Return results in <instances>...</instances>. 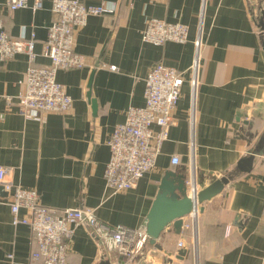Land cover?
<instances>
[{
	"label": "crops",
	"instance_id": "0c3cea01",
	"mask_svg": "<svg viewBox=\"0 0 264 264\" xmlns=\"http://www.w3.org/2000/svg\"><path fill=\"white\" fill-rule=\"evenodd\" d=\"M52 1L43 0L37 10H12L7 0H0L10 35H35L37 64L49 62L43 51L54 19ZM81 1L107 3L112 10L90 15L76 31L75 49L85 55L86 65L58 70V80L73 98L68 111H44L39 118L22 115L17 103L8 100H16L24 89L29 61L24 53L0 56V164L11 169L13 181L35 188L45 206L60 211L91 206L103 221L129 226L147 223L166 171L194 169L203 184L228 175L223 191L202 204L197 245L192 227L176 232L170 224L158 238L162 248L149 241L145 256L135 255L128 264H264V154L256 155L251 171L237 170L239 159L264 134V31L259 25L264 0ZM150 17L186 23L188 41H144L142 30ZM158 61L185 71L176 124L155 167L135 187L113 192L105 180L108 140L126 119L128 107L145 103V78ZM92 75L96 111L88 96ZM174 155L179 163L172 162ZM26 213L23 208L21 214ZM36 247L32 228L13 223L10 196L0 187V264H31ZM115 263V255L104 252L88 226L76 228L68 243V264Z\"/></svg>",
	"mask_w": 264,
	"mask_h": 264
},
{
	"label": "built area",
	"instance_id": "2783aa9c",
	"mask_svg": "<svg viewBox=\"0 0 264 264\" xmlns=\"http://www.w3.org/2000/svg\"><path fill=\"white\" fill-rule=\"evenodd\" d=\"M7 4L12 10L27 6L37 10L44 5L43 0H7ZM110 10L112 7L107 3L53 0L51 11L54 19L49 25L43 51L49 59L46 64L36 63L38 52L35 35L13 37L0 15L1 58L9 59L24 53L29 61L22 81L24 89L16 100L9 98L8 102L17 103L20 113L27 118H39L44 111H68L73 105V98L58 80V70L86 65L85 55L75 49L76 31L87 23L90 15L104 14ZM142 39L156 45L167 41L186 42L189 39V26L181 21L150 17L142 30ZM200 52L201 40L198 39L191 66L194 76ZM110 67L116 69V65ZM184 83L185 71L163 61H158L149 70L145 78V103L130 105L126 119L114 127L108 140L110 157L105 167V180L113 192L135 187L155 167L162 145L169 137L170 128L176 124L174 110ZM155 126L159 129L156 130ZM172 162L179 163V156L174 155ZM10 170L0 164V186L10 196L13 223L27 224L34 232L37 247L32 252L31 264H68L69 240L82 224L91 229L105 253L115 255V264H128L135 255L145 256L144 251L149 242L146 223L139 226L110 224L103 221L96 208L91 206L79 205L62 211L45 206L39 202V193L35 188L25 187L12 180ZM189 173V194L195 199L200 183L194 169ZM199 205L195 203L194 210L188 215L190 219L184 222L186 227L193 228L196 245ZM23 208L27 209L26 214H21ZM179 246H184L183 240L179 241ZM9 257L13 258V253H9Z\"/></svg>",
	"mask_w": 264,
	"mask_h": 264
},
{
	"label": "water",
	"instance_id": "95a60500",
	"mask_svg": "<svg viewBox=\"0 0 264 264\" xmlns=\"http://www.w3.org/2000/svg\"><path fill=\"white\" fill-rule=\"evenodd\" d=\"M259 25L264 31V9L262 10V14L259 18ZM92 80L93 75L91 76L88 84V96L91 98L93 108L96 111L97 100L92 98ZM257 154H264V134L260 138L256 147H254L248 155L239 159L237 162V170L241 172L251 171ZM189 174L190 173L185 167L182 171L168 170L161 180L159 191L147 215L146 223L150 243L159 248H162V245L158 243V238L168 225L172 224L176 232H180L184 225L183 218L192 213L195 203L200 204L199 211H203V202L222 192L225 185L230 181V176L228 175L215 177L208 184H203L201 181L199 182L200 189L194 199L189 194V187L187 183V179L190 176ZM195 175L197 176V174ZM179 252L185 253L186 250L180 249ZM108 263H110V261H108Z\"/></svg>",
	"mask_w": 264,
	"mask_h": 264
}]
</instances>
